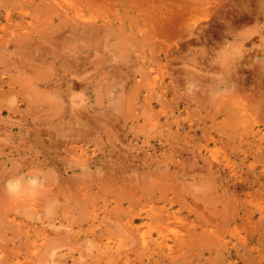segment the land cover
<instances>
[{
    "label": "rangeland",
    "instance_id": "rangeland-1",
    "mask_svg": "<svg viewBox=\"0 0 264 264\" xmlns=\"http://www.w3.org/2000/svg\"><path fill=\"white\" fill-rule=\"evenodd\" d=\"M127 263L264 264V0H0V264Z\"/></svg>",
    "mask_w": 264,
    "mask_h": 264
},
{
    "label": "bare ground",
    "instance_id": "bare-ground-1",
    "mask_svg": "<svg viewBox=\"0 0 264 264\" xmlns=\"http://www.w3.org/2000/svg\"><path fill=\"white\" fill-rule=\"evenodd\" d=\"M66 14H67V13H66ZM110 16H111V15H110ZM73 19H74V17H73ZM74 20H75V19H74ZM101 20H102V19H101ZM57 21H58V20H57ZM59 21H60V20H59ZM102 21H103V20H102ZM55 22H56V21H55ZM74 22H75V21H74ZM78 22H79V21H78ZM102 24H103V23H102ZM107 24H108V23H107ZM109 24H110V23H109ZM55 26H56V25H55ZM93 26H94V25H93ZM104 26H105V25H104ZM52 27H53V26H52ZM108 27H110V26H108ZM86 28H87V27H86ZM87 29H88V28H87ZM36 31H37V30H36ZM56 39H57V38H56ZM1 43H2V42H1ZM3 43H4V42H3ZM3 43H2V44H3ZM53 43H54V42H53ZM56 44H57V43H56ZM56 44H55V45H56ZM59 46H60V45H59ZM57 47H58V46H57ZM18 67H20V66H18ZM18 69H19V68H18ZM62 69H63V68H62ZM34 70H36V69H34ZM63 70H64V69H63ZM64 71H65V70H64ZM36 72H38V71H36ZM27 73H28V72H27ZM21 74H22V73H21ZM60 74H61V73H60ZM33 75H34V74H33ZM61 76H62V75H61ZM62 77H63V76H62ZM27 78H28V77H27ZM37 78H38V77H37ZM39 79H41V78L39 77ZM36 80H37V79H36ZM36 82H37V81H36ZM36 82H35V83H36ZM36 85H37V84H36ZM13 88H14V87H13ZM13 88H12V91H13ZM59 89H60V88H59ZM55 90H56V89H55ZM55 90H54V91H55ZM56 91H57V90H56ZM1 92H3V91H1ZM28 92H29V91H28ZM26 93H27V92H26ZM32 93H33V92H32ZM55 94H56V93H55ZM2 95H3V94H2ZM15 95H16V93H15ZM54 97H55V96H54ZM29 98H30V97H29ZM31 102H32V101H31ZM61 102H62V101H61ZM24 103H25V102H24ZM61 104H62V103H61ZM57 105H58V102H57ZM51 111H52V110H51ZM67 151H68V150H67ZM57 185H58V184H57ZM150 185H152V184H150ZM67 186H68V185H67ZM57 187H58V186H57ZM160 187H161V186H160ZM149 188H150V187H149ZM66 189H67V187H66ZM143 189H144V187H143ZM119 191H120V190H119ZM160 191H161V190H160ZM61 192H62V191H61ZM67 192H68V191H67ZM103 192H104V190H103ZM148 192H149V191H148ZM88 193H89V192H88ZM124 193H125V192H124ZM161 194H162V193H161ZM163 194H164V193H163ZM127 196H128V195H127ZM55 197H56V196H55ZM65 197H66V196H65ZM56 199H57V198H56ZM56 199H55V200H56ZM60 199H61V198H60ZM60 199H59V200H60ZM88 199H89V198H88ZM151 199H152V198H151ZM78 200H79V199H78ZM121 200H122V199H121ZM154 200H155V199H154ZM51 201H52V200H51ZM75 201H76V200H75ZM86 201H87V200H86ZM39 202H40V201H39ZM39 202H38V203H39ZM52 202H53V201H52ZM54 202H55V201H54ZM54 202H53V203H54ZM56 202H57V201H56ZM58 202H59V201H58ZM49 203H50V202H49ZM53 203H52V204H53ZM85 203H86V202H85ZM50 204H51V203H50ZM54 204H55V203H54ZM146 204H147V203H146ZM146 204H145V205H146ZM85 205H86V204H85ZM70 206H71V205H70ZM53 207H54V206H53ZM117 207H118V206H117ZM143 207H145V206H143ZM71 208H72V206H71ZM74 208H75V207H74ZM119 208H120V207H119ZM140 208H141V207H140ZM50 209H51V208H50ZM78 210H79V209H78ZM133 212H134V211H133ZM150 212H151V211H150ZM31 213H32V212H31ZM34 213H35V212H34ZM34 213H33V214H34ZM158 216H159V215H158ZM103 217H104V216H103ZM155 217H156V216H155ZM150 218L152 219V216H150ZM1 220H2V219H1ZM162 221H163V219H162ZM17 225H18V224H17ZM123 226H124V225H123ZM154 226H155V225H154ZM119 227H120V226H119ZM125 228H127V224H126V227H125ZM127 229H129V228H127ZM118 230H119V229H118ZM188 230H189V229H188ZM119 231H120V230H119ZM124 231L126 232L127 230H124ZM128 232H129V231H128ZM120 233H122V230H121ZM125 234H126V233H125ZM129 234H131V233H129ZM133 234H135V233H132L131 235H133ZM126 236H127V235H126ZM126 236H125V237H126ZM125 237H124V238H125ZM129 237H130V235H129ZM131 237H132V236H131ZM133 237H134V236H133ZM133 237H132V238H133ZM126 238H127V237H126ZM135 238H136V237H135ZM130 239H131V238H130ZM124 241H126V240L124 239ZM134 241H135V240H134ZM130 242H131V241H130ZM128 243H129V242H128ZM129 245H130V243H129ZM136 250H137V249H136ZM123 251H124V250H123ZM36 253H37V252H36ZM139 253H140V252H139ZM139 253H138V255H139ZM124 256H125V255H124ZM134 256H135V258H136L137 253H136V255H134ZM126 262H127V261H126ZM129 262H130V261H129ZM127 264H128V263H127Z\"/></svg>",
    "mask_w": 264,
    "mask_h": 264
}]
</instances>
